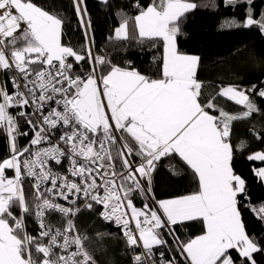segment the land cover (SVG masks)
Here are the masks:
<instances>
[{"label": "snow or ice", "instance_id": "1", "mask_svg": "<svg viewBox=\"0 0 264 264\" xmlns=\"http://www.w3.org/2000/svg\"><path fill=\"white\" fill-rule=\"evenodd\" d=\"M72 2L82 51L62 43L59 13L35 0H0V137L8 146L0 158V264H103L75 223L81 199L120 229L131 264H257L264 244L249 235L241 207L264 221V201L251 205L230 137L234 121L261 111L252 97L264 100V82L220 87L217 96L243 106L237 114L204 97L200 57L177 47L179 21L198 7L194 0L136 3L137 13L114 29L115 39H128L131 22L141 42L162 40L155 78L94 56L86 0ZM224 3L245 8L227 26L264 35V10L257 15L253 0ZM164 158L190 169L195 191L156 198L153 174ZM247 159L264 163V150ZM65 161L66 171L56 170ZM253 173L264 182V167ZM189 221L201 222L202 232L183 240L175 226Z\"/></svg>", "mask_w": 264, "mask_h": 264}, {"label": "trees", "instance_id": "2", "mask_svg": "<svg viewBox=\"0 0 264 264\" xmlns=\"http://www.w3.org/2000/svg\"><path fill=\"white\" fill-rule=\"evenodd\" d=\"M36 3L54 10L64 19L62 43L82 51L84 30L79 25L72 0H35ZM151 0H86L91 21V50L93 55L103 56L111 64L121 67H134L142 74L155 78L158 65L162 63L163 42H141L129 25L128 39H115L114 29L123 16L132 17L137 13L136 3L147 4ZM198 7L187 13L179 21L180 32L177 36L178 50L184 54L200 57L197 78L203 83L204 97L216 96V103L231 114L242 112L243 106L227 101L217 96L221 86L239 85L248 88L252 84L264 82V35L255 28L229 27L228 19L242 20L244 7L226 6L224 0H194ZM254 11L258 15L264 10V0H253ZM129 62H131L129 64ZM84 68L88 63L82 62ZM107 67V66H106ZM80 71V66H77ZM261 108L247 119L234 121L232 124L231 143L234 147L233 167L237 174L246 180V190L251 205L258 206L264 201V183L253 173L254 168L264 166L260 161H250L248 155L258 150H264V100L252 97ZM218 115L217 113H214ZM27 126H22V131ZM261 139H256V136ZM28 138H20V144ZM241 141L248 147L241 151L238 145ZM8 155L7 141L0 137V158ZM190 169L179 158L162 159L153 174V189L157 199L171 198L189 194L196 190ZM26 195L31 198L30 185H25ZM135 203L140 206L142 199L137 197ZM95 211L84 209L75 217L77 227L92 240L91 248L100 251L96 258L103 264H131V252L127 249L120 229L111 223L104 222ZM242 218L249 235L260 239L264 244V221L259 220L247 208L241 207ZM18 214V210H17ZM59 217H55V220ZM35 224L29 218L28 230L33 234ZM176 234L183 240L201 234L202 223L198 221L184 222L175 226ZM97 233L108 235L97 236ZM171 243L172 236H166ZM174 247V246H173ZM165 251H167L165 249ZM233 255L237 254L233 252ZM257 264H264V252L255 254Z\"/></svg>", "mask_w": 264, "mask_h": 264}, {"label": "built area", "instance_id": "3", "mask_svg": "<svg viewBox=\"0 0 264 264\" xmlns=\"http://www.w3.org/2000/svg\"><path fill=\"white\" fill-rule=\"evenodd\" d=\"M68 167V165H67V162L65 161L64 162V168H60L59 166H57V168H56V170H58V171H61V172H64V171H66V168ZM62 203H65L66 204V202H63V201H61ZM83 204H84V201H83V199H81L79 202H78V205L77 206H79V207H81V209L82 210H84V209H87V208H85V207H83ZM98 210L100 211L101 209H100V207H98ZM81 212V211H80ZM79 212V213H80ZM78 213V214H79ZM55 217H59L58 216V214H56L52 219L53 220H55ZM33 224H35V221L33 220ZM115 228H118L114 223H111ZM35 228H36V224H35ZM119 229V228H118ZM34 232H35V229H34ZM35 234V233H34ZM131 256H132V254H131Z\"/></svg>", "mask_w": 264, "mask_h": 264}, {"label": "crops", "instance_id": "4", "mask_svg": "<svg viewBox=\"0 0 264 264\" xmlns=\"http://www.w3.org/2000/svg\"><path fill=\"white\" fill-rule=\"evenodd\" d=\"M114 36H115V33H114ZM163 55V54H162Z\"/></svg>", "mask_w": 264, "mask_h": 264}, {"label": "rangeland", "instance_id": "5", "mask_svg": "<svg viewBox=\"0 0 264 264\" xmlns=\"http://www.w3.org/2000/svg\"><path fill=\"white\" fill-rule=\"evenodd\" d=\"M261 167H264V166H261ZM264 183V182H263Z\"/></svg>", "mask_w": 264, "mask_h": 264}]
</instances>
